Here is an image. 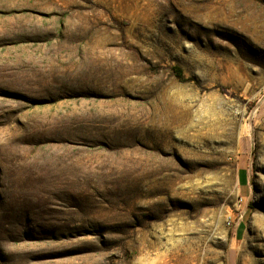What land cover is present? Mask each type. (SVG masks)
<instances>
[{"label":"rangeland","instance_id":"rangeland-1","mask_svg":"<svg viewBox=\"0 0 264 264\" xmlns=\"http://www.w3.org/2000/svg\"><path fill=\"white\" fill-rule=\"evenodd\" d=\"M0 162V264H264V0H0Z\"/></svg>","mask_w":264,"mask_h":264},{"label":"trees","instance_id":"trees-1","mask_svg":"<svg viewBox=\"0 0 264 264\" xmlns=\"http://www.w3.org/2000/svg\"><path fill=\"white\" fill-rule=\"evenodd\" d=\"M12 168L15 174L21 173L18 166ZM50 185L52 182L33 173L29 178L21 180L7 177L3 174V165L0 164V233L6 235V240L18 239L20 234L15 227L27 222L30 216L35 215L36 210L55 207L57 198L45 192Z\"/></svg>","mask_w":264,"mask_h":264}]
</instances>
